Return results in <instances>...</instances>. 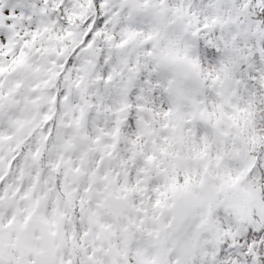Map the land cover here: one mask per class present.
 Returning a JSON list of instances; mask_svg holds the SVG:
<instances>
[{"label":"snow or ice","instance_id":"1","mask_svg":"<svg viewBox=\"0 0 264 264\" xmlns=\"http://www.w3.org/2000/svg\"><path fill=\"white\" fill-rule=\"evenodd\" d=\"M0 264H264V0H0Z\"/></svg>","mask_w":264,"mask_h":264}]
</instances>
